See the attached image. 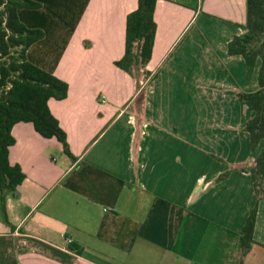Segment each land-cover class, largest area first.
I'll return each instance as SVG.
<instances>
[{
  "label": "crops",
  "instance_id": "crops-1",
  "mask_svg": "<svg viewBox=\"0 0 264 264\" xmlns=\"http://www.w3.org/2000/svg\"><path fill=\"white\" fill-rule=\"evenodd\" d=\"M32 1L20 19L45 37L28 58L69 85L49 107L76 160L14 127L10 162L26 179L0 198V264H264V195L241 245L255 176L240 168L259 149L237 95L259 89L260 63L248 79L228 44L246 0H159L152 59L133 76L115 63L138 0Z\"/></svg>",
  "mask_w": 264,
  "mask_h": 264
},
{
  "label": "trees",
  "instance_id": "trees-1",
  "mask_svg": "<svg viewBox=\"0 0 264 264\" xmlns=\"http://www.w3.org/2000/svg\"><path fill=\"white\" fill-rule=\"evenodd\" d=\"M159 0H138V7L127 17L125 54L115 66L133 76L145 69L152 59L157 33L155 11ZM42 6L32 0H0V198L15 195L26 176L18 165L10 162V149L15 145L13 129L19 123H29L43 138H56L64 153L73 161L66 133L53 116L49 102L62 101L68 96L69 85L30 62L28 51L44 39L45 33L28 28L20 19L21 10H38ZM245 32L228 44L230 56H241L247 67V78L252 79L260 63L259 89L253 93H238L254 111L245 131L250 146L259 149L255 165L240 168L255 176L254 208L247 221L243 249L254 243L258 207L264 195V0H246ZM77 246L70 245L75 251Z\"/></svg>",
  "mask_w": 264,
  "mask_h": 264
},
{
  "label": "built area",
  "instance_id": "built-area-1",
  "mask_svg": "<svg viewBox=\"0 0 264 264\" xmlns=\"http://www.w3.org/2000/svg\"><path fill=\"white\" fill-rule=\"evenodd\" d=\"M105 100H106V98H105V97H103V100H102V102H103V103H105ZM68 243H69V245H71V244L73 243V241L69 239V240H68Z\"/></svg>",
  "mask_w": 264,
  "mask_h": 264
},
{
  "label": "rangeland",
  "instance_id": "rangeland-1",
  "mask_svg": "<svg viewBox=\"0 0 264 264\" xmlns=\"http://www.w3.org/2000/svg\"><path fill=\"white\" fill-rule=\"evenodd\" d=\"M210 17V15H208Z\"/></svg>",
  "mask_w": 264,
  "mask_h": 264
}]
</instances>
